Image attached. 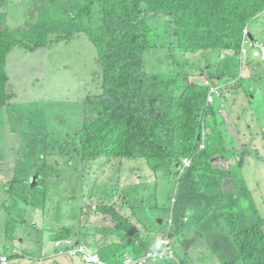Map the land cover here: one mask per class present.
<instances>
[{
  "label": "trees",
  "instance_id": "16d2710c",
  "mask_svg": "<svg viewBox=\"0 0 264 264\" xmlns=\"http://www.w3.org/2000/svg\"><path fill=\"white\" fill-rule=\"evenodd\" d=\"M14 1L0 0L2 7ZM24 1L29 4L22 26L10 27L8 12H0V193L4 190L13 200L32 207L15 219L10 208L8 222L34 224L40 231L39 208L33 198L47 197L41 190L49 185L62 191L69 175L84 180L73 162H102L105 167L114 160H144L154 178L146 183L158 189L163 174L171 188L165 210L174 219L171 237L177 260L168 264H196L206 249L218 264H264V218L244 173L251 145H240V149L229 131L239 98L246 97L252 105L256 100L257 83L245 78L243 71L252 65L256 47L264 46L263 28H257L264 0H84L71 15L69 31L52 26L50 0ZM96 5L103 21L84 25L86 19L93 21ZM154 19L175 24L177 48L160 46L170 31L155 25ZM79 33L97 52L93 78L99 93L88 98L85 123L73 146L56 153L60 162L37 144L34 125L24 128L25 114L14 103L19 93L8 83V59L17 48L50 51ZM151 50L165 56V68L147 73ZM198 54L206 56L208 67L201 76H207L208 84L193 82L187 71L198 69L186 61H194ZM32 107L28 105L30 113ZM252 120L258 124L255 116ZM17 122L23 124L19 128L25 134H17ZM5 129L9 133L4 135ZM232 157L238 162L235 168L218 165V159L229 162ZM185 159L191 160L189 166ZM38 163H42L39 168ZM97 189L102 190L93 185L86 195H96ZM100 199L95 203L91 198L87 209L108 218L107 222L84 225L78 218L63 230L52 231L51 240L62 242L55 247V255L62 249L84 248L98 255L93 264H121L127 257L139 259L154 251L159 236L166 233L165 226L148 223L146 214L154 218L160 207L157 198L150 206L145 207V201L137 206L121 190L110 187ZM44 259L38 258L37 263ZM71 259V253H66V260ZM51 264H62V258Z\"/></svg>",
  "mask_w": 264,
  "mask_h": 264
},
{
  "label": "rangeland",
  "instance_id": "374dc122",
  "mask_svg": "<svg viewBox=\"0 0 264 264\" xmlns=\"http://www.w3.org/2000/svg\"><path fill=\"white\" fill-rule=\"evenodd\" d=\"M50 1L53 2L52 26L56 31H65V29L69 31L68 23L71 20V15L78 10L77 5L84 4V0H64L63 3L60 0ZM28 4L27 1L16 0L13 3L9 2L8 6L2 7L0 2V12L9 14L8 25L10 27L22 26ZM42 5H46V3L42 2ZM0 20L2 22L1 18ZM3 20H6L5 17ZM102 21V12L96 5L93 21L89 22L86 19L84 25L89 26ZM154 24L165 26L170 31V34H164L160 46L166 50L177 48L176 37L173 35L175 24L166 19H154ZM257 28H263L264 31V13L257 22ZM249 54L246 52L245 57L248 58ZM96 56L97 52L92 43L82 33H79L70 42L56 44L50 51L42 49L32 53L17 48L9 56L8 83L12 86L13 92L19 93L14 103H18V111L25 114L24 128L34 125V131L36 130L39 136L37 144L42 147V143H44L46 154L59 158L60 162L63 160L56 153L73 146V135L81 131L77 130L80 129L83 122V111L86 110L88 98L99 93V85L93 78V74L98 69ZM253 60L252 65L246 71L245 78L253 79L251 81L257 83L256 100L252 105L246 97H238L239 101L235 106L232 119L233 125L229 131L238 142L240 149H243L244 145L247 148L248 145H251L247 151L249 162L244 173L253 187L259 209L264 216V46L261 44L254 50ZM186 61L187 66L195 64L198 68L186 69L193 76V82L208 84L207 76H201V72L208 67L205 63L206 56L198 54L194 61L190 62L187 59ZM164 62L165 56L162 53L151 50L146 57L145 71L147 73L160 71L161 67L165 68ZM261 77L263 80L260 79ZM6 90L8 91V87ZM28 105L31 107L33 105L34 112L30 113ZM254 116L258 124L255 123V120L253 122ZM29 118L33 120L32 123ZM20 126L23 124L17 122L15 130L18 135H23L26 132L19 128ZM7 132L9 133L5 129L3 134L5 135ZM50 135H53V140H55L52 149H49L50 142H52L50 138L40 140V138ZM15 141L20 143L18 138H15ZM9 149L10 147H8ZM37 150L40 151L39 147ZM16 157L11 158L16 160ZM11 163L14 162L11 161ZM237 163L233 157L229 162L218 161V165L227 169L235 168ZM73 164L78 166L80 174L84 175V180L80 175H69L62 187L64 193L55 185H49L46 189L41 190L42 194L47 197L38 195L33 198L39 208L40 231L34 228V224L28 229L8 222L11 215L10 208L15 210L13 214L15 219L17 214L25 215L32 207L22 201L13 200L7 192L2 190L0 193V255L9 246H13L14 253L33 255L34 260L52 255L40 263L51 264L53 259L60 258L55 255L54 245L48 246L49 239L53 235L52 231H61L76 222L78 218L84 225L102 221L103 217L98 216L96 211L89 213L86 202L93 198V202L99 203L100 197L105 195L110 187L125 191L137 206H141L144 201L145 207L150 206L157 198L160 207L154 218L150 214H146L150 218L148 223L159 226L158 222L163 220L162 225H166L164 219L169 217L165 205H169L168 195L171 188L165 185L167 179L163 174H160L161 180L158 189L154 190V183H146L147 178L151 180L154 178L144 160H114L112 166L105 167L101 166L102 162H93L87 165L73 162ZM41 166L42 163L37 164V168ZM95 184L102 190L97 189L96 195L93 194V196L86 195ZM233 184L231 182V186ZM93 202L89 201V203ZM7 205L8 207H6ZM46 213L47 217L44 215ZM84 213L88 214V217ZM143 215L147 220V216L144 213ZM141 218L143 219L142 216ZM200 257L206 258L195 259L196 264H214L208 258L206 251ZM80 263L81 261L78 260L62 258V264ZM11 264H16V261L13 262V256ZM20 264L27 263L22 260Z\"/></svg>",
  "mask_w": 264,
  "mask_h": 264
},
{
  "label": "clouds",
  "instance_id": "9594fccd",
  "mask_svg": "<svg viewBox=\"0 0 264 264\" xmlns=\"http://www.w3.org/2000/svg\"><path fill=\"white\" fill-rule=\"evenodd\" d=\"M261 45L263 46V44H261ZM247 69H248V67L245 68V70L243 71V76H245ZM207 82H208V78H207ZM255 97H256V92H255V95H253V98H255ZM85 118H86V110L83 111V122H82V124L80 126V129L77 130V131H80V130L83 129V126H84V123H85ZM76 135L77 134L74 133L72 142H75L74 138L76 137ZM204 137H205V132H204ZM47 138H50L52 140V142H50V145H49L50 146L49 149H52L53 148V142L55 141V140H53L54 136L50 135V136L42 137L41 139L44 140V139H47ZM41 148L44 150V143H42V147ZM44 152H46V150H44ZM186 160L187 159H185V163H186ZM218 160H222V159H218ZM94 163H96V162H94ZM122 192L125 193V191H122ZM69 200H71V199H69ZM89 213H90V211H89ZM21 215H23V214H20V216ZM97 215L99 216V214H97ZM263 218H264V216H263ZM21 219H22V217H21ZM107 219L105 217H103L102 222H107ZM164 220H166V225H162L163 224V220L158 222L159 226H161V227L165 226L166 227V233L165 234H161L159 236L160 237L159 239H161V240H170V239H172L171 233H172L173 226H174V219H173V216H171V218H167V219H164ZM99 223H101V222H99ZM22 226L29 229V227H26L25 225H22ZM52 236H54V234ZM52 236L49 239L48 246L49 245H54V248L55 247H61L62 246V242L60 241V242H57L55 244L51 240ZM74 250H76V249H70V250L62 249V251H60L57 255H58V257L66 259V253L69 252V253H71V258L72 259H79L81 261L80 264H85V262L93 264V263H96L98 261L99 257H98L97 254H89L87 252V250L84 249V248L80 249L79 251L76 250V252H74ZM205 251L207 252V256L209 258V252L210 251L208 249H206ZM79 252H81L82 254H79ZM12 256H13V262L16 261V264H20V262L22 260H24L27 264H38L37 263V259L34 260L33 255H31L32 257H29V255H25L24 253H21V254H19L17 252L14 253L13 246H9L5 250V252L2 253V255H0V264H11V257ZM50 257H51V255H48L47 257H42V258H50ZM204 258H206V257H200L198 259L203 260ZM169 260H172V261H176L177 260V252H176V248L174 246V243L162 244V245L156 244L155 249H154L153 252L145 254L144 256H142L139 259L127 257L124 260V262L121 263V264H140V263H143V264H153V263L161 264L163 262L168 264ZM212 262L214 264H218L215 261H212Z\"/></svg>",
  "mask_w": 264,
  "mask_h": 264
},
{
  "label": "bare ground",
  "instance_id": "6f19581e",
  "mask_svg": "<svg viewBox=\"0 0 264 264\" xmlns=\"http://www.w3.org/2000/svg\"><path fill=\"white\" fill-rule=\"evenodd\" d=\"M169 243H174V241L172 239H170V240H161V239H158V242H157V244H160V245H162V244H169ZM76 260L80 261L79 259H76Z\"/></svg>",
  "mask_w": 264,
  "mask_h": 264
},
{
  "label": "built area",
  "instance_id": "2783aa9c",
  "mask_svg": "<svg viewBox=\"0 0 264 264\" xmlns=\"http://www.w3.org/2000/svg\"><path fill=\"white\" fill-rule=\"evenodd\" d=\"M191 164V160L190 159H187L186 160V165L189 166ZM140 264H143V263H140Z\"/></svg>",
  "mask_w": 264,
  "mask_h": 264
},
{
  "label": "crops",
  "instance_id": "0c3cea01",
  "mask_svg": "<svg viewBox=\"0 0 264 264\" xmlns=\"http://www.w3.org/2000/svg\"><path fill=\"white\" fill-rule=\"evenodd\" d=\"M8 63H9V59H8ZM15 89V88H14Z\"/></svg>",
  "mask_w": 264,
  "mask_h": 264
},
{
  "label": "water",
  "instance_id": "95a60500",
  "mask_svg": "<svg viewBox=\"0 0 264 264\" xmlns=\"http://www.w3.org/2000/svg\"><path fill=\"white\" fill-rule=\"evenodd\" d=\"M253 37V35H251Z\"/></svg>",
  "mask_w": 264,
  "mask_h": 264
}]
</instances>
